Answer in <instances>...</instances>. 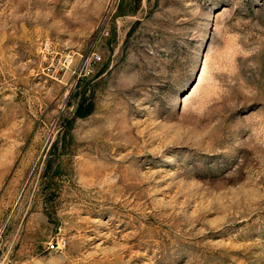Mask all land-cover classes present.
I'll list each match as a JSON object with an SVG mask.
<instances>
[{"label": "rangeland", "instance_id": "374dc122", "mask_svg": "<svg viewBox=\"0 0 264 264\" xmlns=\"http://www.w3.org/2000/svg\"><path fill=\"white\" fill-rule=\"evenodd\" d=\"M0 264H264V0H0Z\"/></svg>", "mask_w": 264, "mask_h": 264}, {"label": "built area", "instance_id": "2783aa9c", "mask_svg": "<svg viewBox=\"0 0 264 264\" xmlns=\"http://www.w3.org/2000/svg\"><path fill=\"white\" fill-rule=\"evenodd\" d=\"M92 57L95 58V59H98V56H96L95 54H93ZM53 247H54L53 243L50 242V243L48 244V248H49V249H52Z\"/></svg>", "mask_w": 264, "mask_h": 264}]
</instances>
